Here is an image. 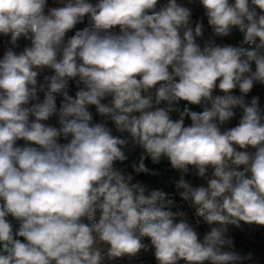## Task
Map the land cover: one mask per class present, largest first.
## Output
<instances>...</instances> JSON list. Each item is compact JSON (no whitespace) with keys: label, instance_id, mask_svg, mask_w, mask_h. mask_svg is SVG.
Segmentation results:
<instances>
[{"label":"clouds","instance_id":"1","mask_svg":"<svg viewBox=\"0 0 264 264\" xmlns=\"http://www.w3.org/2000/svg\"><path fill=\"white\" fill-rule=\"evenodd\" d=\"M0 264H264V0H0Z\"/></svg>","mask_w":264,"mask_h":264}]
</instances>
